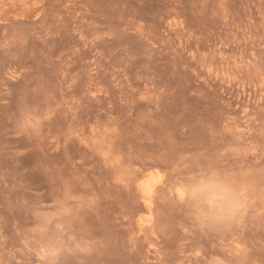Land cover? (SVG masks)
<instances>
[{"label":"rangeland","instance_id":"374dc122","mask_svg":"<svg viewBox=\"0 0 264 264\" xmlns=\"http://www.w3.org/2000/svg\"><path fill=\"white\" fill-rule=\"evenodd\" d=\"M0 264H264V0H0Z\"/></svg>","mask_w":264,"mask_h":264},{"label":"clouds","instance_id":"9594fccd","mask_svg":"<svg viewBox=\"0 0 264 264\" xmlns=\"http://www.w3.org/2000/svg\"><path fill=\"white\" fill-rule=\"evenodd\" d=\"M246 200L242 189L218 182H198L193 187V216L202 225L232 222L242 215Z\"/></svg>","mask_w":264,"mask_h":264},{"label":"bare ground","instance_id":"6f19581e","mask_svg":"<svg viewBox=\"0 0 264 264\" xmlns=\"http://www.w3.org/2000/svg\"><path fill=\"white\" fill-rule=\"evenodd\" d=\"M106 152V151H105ZM104 155L107 156V152L106 153H103ZM102 154V156H103ZM108 157V156H107ZM106 158V157H105ZM158 179V178H157ZM156 180V176L154 175H151L149 176L146 180L142 181L139 185V188H140V196H141V199H142V203H143V207L150 211L151 210V206H152V202H153V195H154V182ZM157 181V180H156ZM160 182V181H159ZM156 184V183H155ZM176 193L179 197H182L183 196V190L182 189H177L176 190ZM149 222V221H148ZM145 224V223H144ZM142 224V225H144ZM147 225V223H146ZM145 225V226H146ZM148 226V225H147ZM143 228V227H142ZM141 228V229H142Z\"/></svg>","mask_w":264,"mask_h":264}]
</instances>
